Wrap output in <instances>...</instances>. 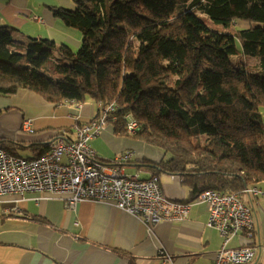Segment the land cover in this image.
Instances as JSON below:
<instances>
[{
	"label": "trees",
	"instance_id": "16d2710c",
	"mask_svg": "<svg viewBox=\"0 0 264 264\" xmlns=\"http://www.w3.org/2000/svg\"><path fill=\"white\" fill-rule=\"evenodd\" d=\"M71 2L50 11L80 34L77 53L0 27V96L116 104L114 133L125 136L122 116L131 114V138L167 157L136 166L178 178L192 201L264 182V0ZM202 17L248 28L220 33ZM10 143L0 148L13 154Z\"/></svg>",
	"mask_w": 264,
	"mask_h": 264
},
{
	"label": "crops",
	"instance_id": "0c3cea01",
	"mask_svg": "<svg viewBox=\"0 0 264 264\" xmlns=\"http://www.w3.org/2000/svg\"><path fill=\"white\" fill-rule=\"evenodd\" d=\"M57 7L74 8L71 0H0V27L13 28L22 38L64 44L75 52L80 48L81 36L53 16L50 8ZM233 25L248 28L241 22ZM97 114L98 105L92 102L53 105L28 91L0 96V139L11 142L8 148L14 155L32 158L48 151L60 137L73 139L75 128ZM25 120L30 123L27 129L23 127ZM89 146L102 162L131 152L124 172L139 179L158 176L167 199L190 201L188 217L179 223L163 222L148 229L134 216L106 203L84 201L67 208L64 201L69 195H6L0 199V264H212L221 239L216 230L206 225L205 204L192 201L190 188L178 178L136 166L143 161L162 163L167 157L161 151L116 135L112 124ZM257 188L262 195L241 197L252 210L255 236L250 239L238 235L228 248L254 244L258 248L254 264H264V182ZM161 250L170 256V262L163 263Z\"/></svg>",
	"mask_w": 264,
	"mask_h": 264
},
{
	"label": "built area",
	"instance_id": "2783aa9c",
	"mask_svg": "<svg viewBox=\"0 0 264 264\" xmlns=\"http://www.w3.org/2000/svg\"><path fill=\"white\" fill-rule=\"evenodd\" d=\"M97 105L96 118L76 127L73 139L60 137L39 156L22 158L0 148V199L6 195L21 197L28 193L69 195L64 201L67 208L84 201L106 203L134 216L148 229L163 222L184 221L191 203L167 199L158 176L139 179L124 173L123 166L131 160V152L120 153L110 162L98 159L89 142L98 137L108 124L114 126L118 123L115 113L119 108L114 103ZM122 121L125 136H135L139 126L134 117L126 114L122 116ZM29 124L25 120L23 127L27 129ZM262 194L258 188H247L241 194L208 190L196 197L195 203L207 207V227L216 230L221 239L212 264L255 263L256 245L228 248V244L238 235L254 238L255 219L250 206L244 203L241 196L257 197ZM159 257L163 263L170 262V256L163 250L159 252Z\"/></svg>",
	"mask_w": 264,
	"mask_h": 264
},
{
	"label": "rangeland",
	"instance_id": "374dc122",
	"mask_svg": "<svg viewBox=\"0 0 264 264\" xmlns=\"http://www.w3.org/2000/svg\"><path fill=\"white\" fill-rule=\"evenodd\" d=\"M204 19L205 24L212 30L220 32V33H229L233 31V25H231L230 27L226 28L222 25H218V24H214L212 23L207 17H202ZM78 50H76L74 53H77ZM88 102H92L93 101L89 100ZM127 137H132V136H127ZM143 142V141H142ZM161 153L163 154V152L161 151ZM127 176H134L132 173L129 172H124ZM175 179V178H174Z\"/></svg>",
	"mask_w": 264,
	"mask_h": 264
}]
</instances>
